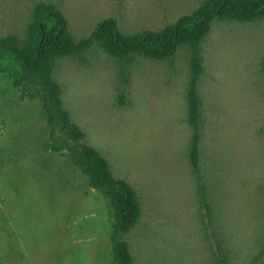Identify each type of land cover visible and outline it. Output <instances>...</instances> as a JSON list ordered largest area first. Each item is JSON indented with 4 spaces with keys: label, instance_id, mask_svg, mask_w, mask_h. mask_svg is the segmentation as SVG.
Returning <instances> with one entry per match:
<instances>
[{
    "label": "rangeland",
    "instance_id": "rangeland-1",
    "mask_svg": "<svg viewBox=\"0 0 264 264\" xmlns=\"http://www.w3.org/2000/svg\"><path fill=\"white\" fill-rule=\"evenodd\" d=\"M206 0H0V39L23 42L41 2L76 43L104 19L127 36L159 31ZM201 181L190 162V52L119 60L92 43L56 59L53 78L85 142L136 191L133 264H264V18L215 20L201 44ZM0 72V264H111L103 193L52 151L37 97ZM200 184L205 188L202 195Z\"/></svg>",
    "mask_w": 264,
    "mask_h": 264
},
{
    "label": "trees",
    "instance_id": "trees-1",
    "mask_svg": "<svg viewBox=\"0 0 264 264\" xmlns=\"http://www.w3.org/2000/svg\"><path fill=\"white\" fill-rule=\"evenodd\" d=\"M264 18V0H206L194 12L180 16L159 31L147 30L135 35L122 34L115 18L102 20L91 37L76 43L67 29L62 11L54 4L41 2L23 42L13 36L0 39V72L15 71L13 84L22 97L41 101L49 126V142L53 152L66 156L88 179L89 186L100 190L108 201L113 218L111 264H133L126 234L141 215L138 195L124 179L113 174L107 159L85 142V133L70 116L61 98V87L53 78L56 59L85 51L92 43L117 58L126 74L133 55L166 60L181 47L190 52L188 118L193 129L190 162L201 181L199 165L200 97L198 82L204 73L201 44L215 20L253 22ZM202 195L205 194L200 184Z\"/></svg>",
    "mask_w": 264,
    "mask_h": 264
}]
</instances>
